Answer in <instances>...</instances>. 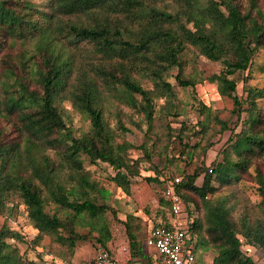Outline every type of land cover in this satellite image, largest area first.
<instances>
[{
  "label": "trees",
  "instance_id": "16d2710c",
  "mask_svg": "<svg viewBox=\"0 0 264 264\" xmlns=\"http://www.w3.org/2000/svg\"><path fill=\"white\" fill-rule=\"evenodd\" d=\"M263 51L264 0H0V216L7 217L0 230V264H45L43 254L37 261L21 254L19 245L31 244L8 224L18 216V200L38 231L32 242L36 247L49 238L64 249L59 257L67 264H73L78 245L91 240L111 254L106 215L112 208L101 201L109 192L85 162L107 164L115 173L110 180L130 195L141 160L132 159L129 151L141 150L150 159L155 122L181 115L171 78L185 90L204 81L216 84L219 94L233 101L237 116L232 128L204 106L207 121L198 124L201 129L183 123L177 131L168 125L178 132L169 138L181 144L184 131L207 136L211 123L221 133L230 132L221 160L177 176L188 248L196 264H204L210 250L212 264H260L243 247L264 256V87L247 84ZM200 57L221 63L222 70L205 76L197 70ZM190 63L195 67L186 75ZM237 73H247L243 97L237 92ZM146 81L153 87H145ZM66 101L90 122L80 135L69 125ZM143 125L145 143L118 142ZM189 148L184 144L179 158ZM36 152L43 153L38 163ZM155 170L156 176L146 180L163 186L164 193L175 176L161 178L164 173ZM247 176L258 184L257 204L223 194ZM169 206L163 196L154 226L161 221L172 227ZM133 220L130 216L125 222L130 263L151 264L145 252L150 219L144 220V244ZM79 228L89 231L83 234Z\"/></svg>",
  "mask_w": 264,
  "mask_h": 264
},
{
  "label": "rangeland",
  "instance_id": "374dc122",
  "mask_svg": "<svg viewBox=\"0 0 264 264\" xmlns=\"http://www.w3.org/2000/svg\"><path fill=\"white\" fill-rule=\"evenodd\" d=\"M246 4L247 0H241ZM194 58V57H193ZM191 62V61H190ZM196 66L198 71H203L205 76H209L215 73H219L223 66L221 63L211 62L204 57H200L196 60ZM194 65L190 63L186 68V75L190 74ZM264 68V51L256 58L255 65L252 69L250 78L248 79L249 86L264 87V74L262 70ZM174 75H177V71H172ZM247 73H237L234 76L238 84V95L243 97V90L246 85L244 82ZM170 82L175 86V93L177 95L176 105L179 117L171 116L168 121L164 122L157 120L155 122L154 130L152 131V141L149 143L150 147V159H146L144 153L141 150H130L129 154L132 159L141 160V175L134 180L131 188V194L128 195L121 188L117 187L116 184L110 180V177L114 176V171L103 163L92 165L89 162H85L86 170L92 173L93 178L98 181L105 189L108 190L109 194L102 203L112 208L107 213V221L112 233V239L108 243L107 249L112 254H119L124 248L129 246V238L125 227V222L130 216H133L135 220L131 223L135 228V232L138 236L139 241L144 244L147 226L144 220L150 219L149 230L153 226V222L159 219L157 215L158 208L160 206V200L163 198V186L155 183H148L146 178L156 176L155 168H160L162 173L161 178L168 176H178L182 172L192 174L195 169L201 166H210L214 161L221 160L222 157L219 155L222 147L230 136V132L221 133L220 126L211 123V131L207 136H194L191 132L184 131L186 135L184 143H180L179 140L172 141L171 131L168 129V125H171L173 130H179L182 124H186L188 127L193 128L199 126L201 122H205L206 115L203 113L204 106L212 110V112L218 113L221 120L226 121L232 128L236 127L237 116L233 113L234 103L227 97H222L218 92L216 84H212L209 81L198 83L195 89H183L177 85V81L174 78L170 79ZM147 88H152L151 82H144L143 84ZM166 103V99L159 101V114L161 115L160 108ZM65 108L66 116L68 117L69 125L74 128L77 135L82 134L83 131L87 130L90 126V122L81 113L77 112L72 105L66 101L63 104ZM112 120V118H110ZM139 120L138 117H135ZM116 122L113 123L115 125ZM130 127L129 125H127ZM201 129L199 126L198 129ZM240 128L238 127L237 131ZM173 132V137L177 136L178 132ZM147 127L143 125V129L133 128V132L125 135L124 139H119L118 142L123 140L132 143L135 146H140L146 142ZM170 134V135H169ZM188 144L190 148L188 153L180 157V152L184 148V144ZM213 144L212 147H209ZM196 146V147H194ZM198 146V147H197ZM206 148H208L206 150ZM58 164H63V159L53 153H48ZM43 153L36 152L33 155V159L38 163L42 158ZM170 160H174V164L170 163ZM241 184L230 188V190H224L223 194L233 193L237 195V198L241 200V204L250 202L257 204L260 201L258 195V184L253 182L250 176H247ZM201 184V180H199ZM19 203L18 216L13 218L8 224L14 230L21 232L26 239L27 244H20V252L25 255L29 260H38V254H43L45 264L52 261H64L60 258V254L64 253V249L60 246H56L51 242L49 238H45L42 241L41 246H35L32 242L36 239L38 231L35 229L33 223L28 217V211L22 200L17 201ZM16 202V203H17ZM48 210L53 211L54 206L50 205ZM156 217L158 219H156ZM7 217L0 216V230L6 224ZM179 220L184 224L185 216L180 217ZM159 221V220H158ZM139 227V229H137ZM79 231L83 234H87L89 228H79ZM148 248V247H147ZM101 249L95 240L90 242H83L78 245V248L71 257V263L87 264L93 262L97 256L98 250ZM146 250V248H145ZM243 250L248 255L252 256L260 264H264V256L262 251L244 246ZM147 254V250L145 251ZM119 256V255H117ZM156 260L160 257L156 253ZM214 258V250L207 251L204 256V264H212ZM148 261V260H146ZM140 264V263H134Z\"/></svg>",
  "mask_w": 264,
  "mask_h": 264
},
{
  "label": "built area",
  "instance_id": "2783aa9c",
  "mask_svg": "<svg viewBox=\"0 0 264 264\" xmlns=\"http://www.w3.org/2000/svg\"><path fill=\"white\" fill-rule=\"evenodd\" d=\"M170 186L163 193L164 198L170 203L167 208L168 217L172 227L167 228L160 221L159 225L152 226L146 240V246L152 248L160 257L155 264H196V257L188 248L186 235V219L184 224L179 220L183 214L184 204L182 197L177 193L175 186L181 182V178L175 176ZM125 253L130 254L129 248H124ZM49 264H67L63 261H55ZM91 264H131L130 259L116 261L112 255L103 249H99L97 256Z\"/></svg>",
  "mask_w": 264,
  "mask_h": 264
},
{
  "label": "crops",
  "instance_id": "0c3cea01",
  "mask_svg": "<svg viewBox=\"0 0 264 264\" xmlns=\"http://www.w3.org/2000/svg\"><path fill=\"white\" fill-rule=\"evenodd\" d=\"M145 248H146V250L148 252L147 255H149L151 257V264H155L156 261H157L156 257H155L156 256V252L152 248H149V247L147 248V246H145ZM111 255H112L113 259L116 260V261H125V260H128V259H131V253L130 254L129 253H125L124 249L121 250L119 254L115 255V254L111 253ZM117 255H119V256H117ZM91 263L92 262L87 263V264H91ZM138 263H140V264H150L149 261H140ZM74 264H79V263L75 262Z\"/></svg>",
  "mask_w": 264,
  "mask_h": 264
}]
</instances>
